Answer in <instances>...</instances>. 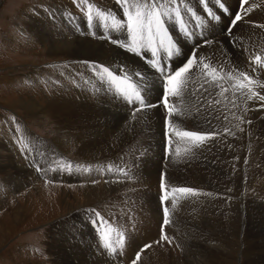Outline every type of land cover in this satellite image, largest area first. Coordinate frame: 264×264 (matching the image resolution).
Segmentation results:
<instances>
[{
	"label": "rangeland",
	"instance_id": "rangeland-1",
	"mask_svg": "<svg viewBox=\"0 0 264 264\" xmlns=\"http://www.w3.org/2000/svg\"><path fill=\"white\" fill-rule=\"evenodd\" d=\"M58 1L60 2V0H0V145L2 146L0 149V151L2 152V155H0V264H54V262L59 263V264H64V263L65 264H87L86 263L87 260H88L87 261L88 264H102L103 262H104L103 264H131V260L134 259L135 257V251L139 249L138 247L142 246L145 243H152L160 239L163 212L160 207L158 195H160V187H159L160 179L159 178L162 172L167 174L166 182H167V185L169 186L168 187L169 191H171L173 187L175 188L177 185L184 186L185 184L187 186L192 185L195 187L204 188L206 189V191L204 192L198 191V195H196V197L193 196V199L187 196L181 195L179 192L178 193L181 196L176 195L179 199L175 197V195L173 196V200L178 202L176 203V205L178 204V206H176L175 208L172 207L173 209L172 214L171 216H169L171 223L164 229L167 235L171 238L172 243L171 244L167 242H162L160 244L153 243L151 248L147 249L145 252L141 254V259L138 262V264H156V263L157 264H169L171 263V261H174L172 256L174 257L177 256L176 255L178 252L176 249L177 240L179 238H182V235L179 229L183 228L182 230H187V228L192 227V229L197 228L196 230L198 231L202 230L201 227H197L192 222V218H197L196 217L197 214L194 213L196 211V208L197 210H200L201 208H203L202 205H204L207 202L213 201L214 199L217 201L214 204L219 203V205H221L222 207H225L226 202H227L226 201L227 196L230 198L231 202L235 204L238 203V200H237L239 199L238 197H240V199L246 198L245 216L247 217V220L249 221V228L247 225H246L247 229L245 226L241 228L242 218H243L242 214L244 213V208L241 204H237L236 209H235L236 215L234 216V219L237 223V227L235 226V230L233 231V234H231V241L237 242L238 244L231 245L233 246L232 252H233L234 257L229 258L226 261V264H244L245 263L246 255L249 254L248 253V243L246 242L247 237H250V238L252 237L251 241L254 247V250L250 251V256L254 255L257 263L260 262L261 264H264V258H263L264 256L257 257L255 255L257 253L264 252V239L261 237V235H263L261 233H264V220H263L264 219V216H263L264 215V210H263L264 209V196H263L264 195L263 193L264 184H261V183H264V167H263L264 166V152H263L264 151V146H263L264 145V130H263L264 129V124H263L264 109L257 110L259 108V104L262 102H259L255 99L253 101L245 100L246 106L252 110L247 112L244 118L245 120L251 119L252 124L249 125L247 123H240L239 121L235 120L231 116L232 112H235L237 116L241 115L240 111H238L237 109L231 108V105H229V101L232 99V85L235 83V81L227 79V73L229 71H232L233 74H235L237 68L241 70H245V71L249 70L248 57L250 55L262 56L261 63H264V52H263L264 51V28L257 27L259 28V31H256L253 29L254 26H252L253 24L254 25H264V16H263L264 15V11H263L264 10V0H248V4L245 5V8H250V11L247 13V15L244 16V20H242L241 23L238 22L237 27L233 29V32H235L234 33L235 36L240 38L241 40V42L239 43L240 45L237 44L236 46H233L232 44H230L229 38L225 34L222 38L215 40V41H219L220 42L219 44L213 43L212 45L203 48L202 51L201 50L198 51L200 56L211 58V59L205 60V62L209 63L210 66L217 67L218 70H220L222 66V71L220 72L222 75V78L219 81V83L223 84L225 87L229 89L228 92L225 93L226 98L225 97L219 98V96H216V92L219 91L215 86L216 82H212L213 86L209 89L208 92H204L202 90V95H201V96H204L205 99L211 100L213 102H215L216 99L217 100L221 99L219 104L216 103L219 108H217L216 106V108L214 107V109L204 108L206 109L205 111H199V112L194 111L193 104H191V100H196L199 98L197 89H200L201 86H198V84L191 87L190 94L188 95L187 98H180V101L177 100V98L175 97H173L172 99V101L173 100L178 101L176 102L177 104L175 103L176 111L177 109L181 111L182 110L181 108H183L182 112L183 113L185 112L184 119L182 121V124L180 125L188 126V130H193V129L196 130L195 128H197L198 125H200V127L201 126L207 127L208 120L211 119L213 127L220 129L224 126H227L231 128L232 131L235 132V136L221 135L215 138L214 140L208 141L207 142L208 144L201 145L199 147L200 149L197 147L195 148L193 147L192 148L193 153L187 154V155H186L187 149L191 145L184 144L183 146L178 147V151L175 150L173 153V156H171L168 160H167V155H166V143L164 141V120L166 116V109L163 106L151 108L147 110L146 114L138 113L137 118L133 120V118L130 117L132 113V106H130L127 103V98L118 94L116 86L112 83L107 82L108 79L106 76H105V82L102 83L100 81L99 75L95 73L89 65L85 64L86 61L91 60L89 62L96 61V63L97 64L99 63L98 65L100 66H104L103 64L109 65L108 63H111L112 64V65L110 64L111 67L119 68L122 65H124L126 70L130 71L128 72V74L133 73L136 75L137 73H141L142 76L140 77L136 76V77L138 78V80L143 82V86H141L142 92L147 96L149 101H156V100H159V96L162 90V86L158 89L156 87V84L159 81H161L162 83V75L160 74V72H158L156 68L150 66L149 63L147 62L148 59L152 58L151 52L142 50V55H136L130 51H126L123 47H119L116 45V46H110L111 48L106 47V46H96V48L93 47L92 48L93 50L91 51H88L85 53L79 52L78 55H72V56H68L67 54H63V53H55L52 49H50V46H51V44L49 45L50 41L42 42L39 38V34H37L38 30L34 31V28L35 27L38 28L40 25V24L38 25L40 20L36 17L38 16L36 14L38 13L41 14L43 12L42 16H48V14L45 13L46 10L52 11L51 13L52 16L50 18L53 19L52 17H54V19H57L53 22L62 27L67 28L68 32L71 33V37H73L74 39L76 37L74 34L76 33L77 30H80V31H83L84 33H87L88 34L87 36L91 37V40L94 39L93 41H95L96 43L106 45V43L104 42V39H101L99 37L90 36L93 31L91 30L92 27L89 28L90 23L87 19L88 16L86 14L84 15V19H85L84 22H81L79 20V16L76 15L77 13L75 9L70 6L71 2L64 1V2L59 3ZM198 1L200 4V10H195L191 8L192 12H187L184 10L183 7L181 8V16L185 14V12H186V15L189 16L188 28L190 29L191 33H194V36L189 37L185 35V33L180 27V23L177 22L176 20L173 22V24L177 25L175 26L174 33H175L176 39L180 46V53L174 54L176 59H178L179 57H182L187 52L182 47L184 43L196 41L202 36L203 37L206 36V34L211 31L212 24L204 23L205 20L214 21L211 19L208 13V9L210 8H208V5L207 7L202 5L200 3V0ZM221 2L224 3V1L222 0ZM86 3L90 7H95L99 11L95 13H98L102 16H106L103 14V11H102V9H104L106 12H108L107 13L108 15H112V16L117 15L118 19L120 17L121 20H124L123 13L121 12L120 7L116 6V2L113 0H86ZM93 3L95 4V6ZM177 3H179L178 0H177ZM209 3L212 4L211 11L220 17L221 15L220 12L223 10L220 9L219 5L216 3V0L215 2L213 0H209ZM98 4H101V5H98ZM206 8H207V11L205 12L204 9ZM216 8L220 10L219 13L216 12ZM260 10L261 12H257ZM236 11L237 13L243 14V9H241V0L239 1V5L237 9L235 10V12L233 11L232 13H236ZM254 11L255 13H253ZM193 12L195 14H198L200 18L199 20H197L196 17L193 16ZM256 13H258L259 16ZM61 14H64V16L61 17ZM205 14L209 16L210 18H206L204 16ZM229 14H230V11L228 15ZM80 16H83V14H80ZM49 19H46L45 22ZM98 20H99V25L97 24L98 28L96 30V33H102V34H105V35H108L114 38L115 40L126 41L127 43H131V39L128 36V33L122 36L121 35L122 30L113 29L112 27L113 21H110L107 19H98ZM246 20H249V22ZM182 22L184 23V25L186 24L185 21L182 20ZM214 22H215L214 27L222 28L223 32L226 33L230 22H227L226 24L225 19H219V21H214ZM92 24H93V21L91 20V25ZM197 24H200L201 27L198 28ZM39 30L41 31V28ZM72 31L75 37L72 36ZM244 31H246L245 34L243 33ZM143 35H146V33ZM247 37L250 39V41ZM121 38H124V39H121ZM145 39L147 40V37H145ZM143 41L146 42L145 40H141V42L138 40V45L140 43H144ZM247 41L248 43H246ZM223 46H226V47H223ZM243 48L244 49L249 48L248 52L243 51ZM111 49H113V51H109ZM117 51L121 53L119 54ZM100 52L101 53L104 52V53L101 54ZM121 55L123 58L120 57ZM91 56L92 57L94 56L93 57L94 59L91 58ZM102 57L105 58V60H103ZM86 59H89V60H86ZM118 59L120 61H118ZM157 59L160 62L161 61L163 62L165 60L164 54L162 53L161 56H157ZM114 60L115 62H113ZM78 64L83 67L82 69L84 70L85 75L78 74L79 73V69L77 68ZM86 66H89V67H86ZM85 68H86V71H85ZM42 76H43V79H42ZM62 76L63 77L68 76L67 78L71 80V83L73 85H76L79 87L85 86L83 89L78 88L79 90L83 92L85 88L88 87L86 84L87 80L91 81L92 85L95 87L97 92L100 93V99H101V100L99 99V101L97 100L96 102L97 105L91 104V107L90 105L86 106L87 109L92 112L90 117L89 116L87 117L86 115H84L79 110L77 104L73 103V101L69 99V101L66 103L67 105L65 106V110H66L65 119L66 120L70 119V121H74V119H79V120L88 119L90 121L92 120L97 126H100V127H106L112 122L113 124H116L117 126L115 129L116 131L118 130L117 141L120 142L121 140L126 139L121 149L122 150L124 149L123 151L128 150L129 152L127 151L126 154L123 153V157L121 158V163L120 165L118 164L119 166L118 165L112 166L110 163H107V160L106 161L104 160V157L99 158V159H87L86 160V161H89L90 164H93L95 162L98 163L100 160L101 161L100 163L102 164V166L105 165L103 169L106 171H111L115 175L114 176L115 178L113 177L112 179H110L109 182H106L107 185L110 187L109 191H107L108 200L106 202L103 196V199L98 201L97 203L95 202V200H93L94 203L92 202L91 205L89 204L88 206H86L88 199L85 194V189L86 187L90 188V182L84 179L78 180V182H70L76 179L70 180L68 177L67 179H64V180H70L69 182L61 181L73 187H69L67 185H60L59 180L53 181V182H56V184L47 183L45 178H44V181L42 179L38 183L31 182L32 181L31 176L29 175L31 173L30 171L32 170L34 171L35 167H38V168H43L44 172H47L48 168L45 166L43 161H48L50 164V162L53 161L52 154H53V157L56 158L57 160L56 163L58 164V167L61 170H66L65 164H64L65 161L63 162V161L58 160L57 155L64 156V158L67 160L66 162L72 161L73 159L74 160L78 159L77 155H75L76 151L73 150L71 146L65 147L61 143L63 139L58 138L60 136L61 130L57 128V124L55 123L57 116L53 112L54 106L50 104L47 100V98L53 99V95L56 93L57 80L62 79L63 78ZM121 76L124 79L125 72H123ZM67 78L65 80H67ZM255 78H258L261 82H264V69H258ZM65 80L63 79L62 81L63 86H65ZM72 80L74 82L79 81V83H73ZM53 81L55 83H53ZM131 84L133 85V83ZM205 87H207V85H205ZM258 89L260 88H257L255 90L259 91ZM260 92L264 94V89H260ZM191 94H195V95H191ZM45 100L47 101V103ZM88 101L90 104L89 99ZM161 102L162 101L156 104L161 105ZM45 103H46V106H45ZM184 103L185 104L187 103V104L185 105ZM114 105H116L118 108L116 106L114 107ZM225 105H227V107H225ZM37 106H42V107L39 108ZM185 106L187 107V109L185 108ZM80 107H83V106H80ZM86 107H83V108H86ZM99 108L101 109V111L98 110ZM219 109L223 113H221ZM171 110H172V106H171ZM200 112L201 114H199ZM93 114H95L99 120ZM185 114H187V116ZM225 115H228L229 117L228 120H224ZM216 116L220 117L218 121L216 120ZM197 119H200L201 121ZM117 122L119 123L122 122V123L119 124ZM236 124H240V127L243 128L244 131L241 132L237 130L235 127H233ZM25 125H27L29 129L33 131L26 128ZM192 125H193V129H191ZM137 127L138 128L140 127V128L138 129ZM129 129H131V131ZM27 130H29V132L31 133L33 132V134L35 133L34 135H36V133L38 134L36 135V137L38 138L37 139L38 141L32 142V145H31L33 152L32 154H28V155L26 151L30 149V147L23 137V135H25ZM17 131L21 134L18 135ZM128 134L130 137L128 136ZM14 135L16 136L18 135L16 140L18 141V145L20 147L19 148L17 144L15 143L16 147L18 148V151H15V152L9 150L6 147V145L8 144V141L14 138ZM126 136L128 137L126 138ZM109 139L112 141L111 137H109ZM101 142L102 143L98 142L96 144L98 151H94V152L97 153L98 155H95V157L104 155L103 154L104 149L107 148V146L109 145V143L105 140ZM177 143H181V141H177ZM220 143L223 145H221ZM3 145L5 146V148L3 147ZM25 145H27V147H25ZM59 149L63 150L65 154L64 153L61 154ZM201 151H203L202 154H201ZM206 151L208 153H213L212 164L210 163L209 160H206V159L198 160V164H197L196 171H195L193 159H196V157L199 158L205 153L207 154ZM232 154H234L235 156ZM253 154L255 156H253ZM174 155L175 156L177 155V156L175 157ZM194 155L195 157H193ZM222 155L225 156L227 160L232 162V166H230L231 168L227 166L223 168V161H222L223 156ZM131 158L133 160H130ZM120 167H123L125 170L128 171L129 175L132 177L131 180L127 179L126 177H124L125 178L124 179L123 175H121L122 177L120 176ZM202 167L209 168V170L205 171L207 173L203 172L201 173V176H199L197 172ZM17 170H20V171L22 170L23 172L26 173L27 177H25V179L27 180L28 183L24 184V187L22 185L21 188L18 187L17 190H15L16 185H14L12 188H9V186L13 182L11 175ZM224 170L229 171L230 173L229 182L231 185H230L229 190H227L225 184L223 183L221 179L222 173L225 172ZM36 172L43 173V171H36ZM149 172L152 174L150 175ZM250 174L252 177L251 180H249ZM212 176H214V178H212ZM234 177H236L237 179ZM255 177H261L263 180L258 186H255L254 184L253 180ZM116 181H119V182H116ZM120 182L122 183L120 184ZM70 183H75V185H72ZM172 183H176V184H172ZM80 184H83V185H80ZM157 185L158 187H156ZM216 185L218 186V188ZM55 187L57 189H55ZM116 187H119V188H116ZM209 187L212 189H210ZM10 189H14V190L11 191ZM46 189L47 191H45ZM113 189L115 190L113 193H111ZM247 190H251V191H248L249 200H250L249 202L247 198ZM102 191H103L102 195H104V190L102 189ZM260 192L262 193L260 194ZM204 193H211L212 196L205 195ZM43 195H46L47 197L43 198ZM78 196L80 199L78 198ZM217 198L225 199V201L219 202ZM81 199H83V201H81ZM109 199L110 200L112 199L111 200L112 202ZM169 205L171 206V202H169ZM183 205L185 208L183 207ZM71 206L72 207L76 206V208H78V206L79 207L86 206L84 208L85 212L83 210L80 214V211L83 208H78L75 211L77 216H75L74 218H71L72 221L70 223L65 224L64 226H61L60 224L51 226L52 224L50 223L53 221V219H55L56 217H59V213H62V215H65V214L67 215L69 213V211L67 210H70V208H72ZM95 206L99 210L105 212V214L107 215V218H109L110 221L114 222L117 228L119 229L121 228L120 229L121 231L124 230L122 232L124 233L126 237V243L124 244V247L122 249L123 250L122 255H119V254L112 255L111 251H109L107 248H105L102 245V239L97 238L96 232L93 229V224L90 222L92 217L89 211L90 209H96L94 208ZM170 206H169V209H171ZM210 208L211 207H209V209ZM238 209H240V211H238ZM132 210H135V212ZM175 210H177L178 212ZM207 210L208 209H206L204 212H206ZM75 212H73V214ZM118 212L121 214H119ZM217 212L219 211L217 210L215 213L210 211V213L213 216L216 215ZM190 213H191V216H190ZM181 217L184 220L180 219ZM219 219L220 217L216 216L213 219V221L205 223V227L209 229V231L211 232V237L212 236L215 237V235L217 234L216 229L213 230L212 228H215V226L218 223L217 221H219ZM179 225L183 227L181 228V226ZM238 229H239V233L237 232ZM240 229H241V232H240ZM257 234H259L260 241L258 244H254L253 239H254V236ZM238 237H239V240H238ZM53 240H56V242L51 244L50 242H52ZM225 240L228 241V238ZM241 240H242V245H240ZM111 244L114 247H116L114 243H111ZM55 246H56V250H59L58 251L59 259L58 257H55ZM182 247H183L182 255L180 256L181 261L182 260L185 261L186 259L188 260L190 258V257L189 258L185 257L186 254L196 257V256H202V254L204 253V250L202 253L201 248L193 247L191 242L187 245L182 244ZM260 249L261 250L263 249V250L261 251ZM221 251L223 252L222 249ZM221 251H217V252L220 253ZM111 257H114V258H111ZM68 260H70L71 262H69ZM114 261H116V263H114ZM223 264H225V262Z\"/></svg>",
	"mask_w": 264,
	"mask_h": 264
},
{
	"label": "bare ground",
	"instance_id": "bare-ground-1",
	"mask_svg": "<svg viewBox=\"0 0 264 264\" xmlns=\"http://www.w3.org/2000/svg\"><path fill=\"white\" fill-rule=\"evenodd\" d=\"M64 1H67V2H71L70 3V6L72 7V8H74L75 9V11H76V15L77 16H79V20L81 21V22H84V15L86 14L87 16H89V15H91L92 16V21L94 22V21H96V23L99 25V20L98 19H107V20H110V21H113V17H115V16H112V15H108L107 13L108 12H106L104 9H102V11H103V14L104 15H106V16H102V15H100V14H98V13H95V12H99L95 7H90L87 3H84V4H82V5H80L79 7L77 6V4H79V0H77V4H74L73 2H72V0H60V2H64ZM222 1H224V3H225V5H226V7L229 9V11H230V14L228 15V14H226L224 11H221L220 12V10L218 9V8H216V12H220V19H225L226 20V24H227V20H229V18L231 17V15H232V12L234 11L235 12V10L237 9V7H238V5H239V1L240 0H222ZM59 2V1H58ZM59 2V3H60ZM63 4V3H62ZM94 4V3H93ZM97 4V3H96ZM186 4H187V6L189 7V8H192V9H195V10H200V4H199V1L198 0H186ZM259 4V3H258ZM258 4H257V6H258ZM98 5H101V4H98ZM94 6H95V4H94ZM256 6V7H257ZM64 7V6H63ZM105 7V6H104ZM110 7V6H109ZM61 8V7H60ZM259 8V7H258ZM262 9V8H261ZM43 10V9H42ZM263 10V9H262ZM205 11V10H204ZM264 11V10H263ZM200 12V11H199ZM206 12V11H205ZM257 12H261V10L260 11H257ZM45 13L46 14H48V16H42L43 15V12L40 14V13H38V14H36V15H38V16H36L39 20H40V22L38 23V25H39V27L38 28H34V31H37L38 30V32H37V34H39V38H40V40L42 41V42H48V41H50L49 42V45L51 44V46H50V49H52L55 53H63V54H67L68 56H72V55H78L79 54V52H81V53H85V52H88V51H91V50H93L92 48L93 47H95L96 48V46H106V47H110V46H116L115 44H112L111 42H110V40L109 39H107V38H103V37H110V36H108V35H105V34H102V33H96L95 32V35H90V36H92V37H99V38H101V39H104V42L106 43V45L105 44H98V43H96L95 41H93V40H91V37H89V36H87L88 34L87 33H84L83 31H80V30H77L76 31V33L73 35V31H72V36H74L75 37V39L73 38V37H71V33H69L68 32V30H67V28H65V27H62V26H60V25H58V24H56V23H54L53 21H55V20H57V19H51L50 17L52 16V11L50 10H46L45 11ZM236 13H237V11H236ZM253 13H255V11L253 12ZM80 14H83V16H80ZM182 14H183V12H182ZM185 14H186V12H185ZM257 15H258V13H256ZM260 15H261V13H260ZM29 16V15H28ZM64 16V14H61V17H63ZM206 18H210L209 16H207L206 14L204 15ZM259 16V15H258ZM264 16V15H263ZM55 17H57V16H55ZM60 17V18H61ZM32 18V17H31ZM50 18V19H49ZM262 18V17H261ZM30 19V18H29ZM46 19H49V20H47L46 22H45V20ZM253 19V18H252ZM119 20H121L120 19V17H119ZM246 21H248L249 22V20H246ZM114 22V21H113ZM41 23H42V25H41ZM191 23V22H190ZM204 23H210V24H212V28H211V31L209 32V33H207L206 34V36H204V38H208V39H210V37H215L214 38V40H218V39H220V38H222L224 35H225V32H223V29L222 28H219V27H214V24H215V22L214 21H210V20H205L204 21ZM241 23V22H240ZM243 23V22H242ZM251 26V25H250ZM240 27V26H239ZM242 27H244V26H242ZM41 28V31L39 30ZM177 28V27H176ZM244 29V28H243ZM253 29L254 30H256V31H259V28H257V27H253ZM179 30H181V29H179ZM237 30V29H236ZM242 32V31H241ZM240 32V33H241ZM245 32L246 31H244L243 33L245 34ZM235 33V32H234ZM248 33V32H247ZM32 34V33H31ZM78 34V35H77ZM127 33L126 32H124V31H121V35L123 36V35H126ZM53 35V36H52ZM247 35V34H246ZM54 36H55V38H54ZM241 36V35H240ZM253 36H254V34H253ZM244 37V36H243ZM246 37V36H245ZM257 37V36H256ZM248 38V37H247ZM111 39H114V38H112L111 37ZM249 39V38H248ZM115 40V39H114ZM225 40V39H224ZM244 40V39H243ZM256 40V39H255ZM260 40V39H259ZM97 41V40H96ZM245 41V40H244ZM249 41H250V39H249ZM103 42V43H104ZM141 42V41H140ZM144 42V41H143ZM199 42H200V38L198 39V40H196V41H191V42H187V43H184L183 44V48L186 50V51H189L192 47H195V46H197V48L199 49V50H203V48H205V46H202V45H200L199 44ZM257 42V41H256ZM244 43V42H243ZM246 43H248V41L246 42ZM48 44V43H47ZM253 44V43H252ZM222 45V44H221ZM240 45V44H239ZM257 45V44H256ZM262 45V44H261ZM260 45V46H261ZM223 47H226V46H223ZM241 47V46H240ZM246 47H247V45H246ZM251 47V46H250ZM94 48V49H95ZM101 48V47H100ZM99 48V49H100ZM111 48V47H110ZM112 48H114V47H112ZM119 48V47H118ZM242 48V47H241ZM253 48V47H252ZM251 48V49H252ZM108 49V48H107ZM106 49V50H107ZM240 49V48H239ZM244 49V48H243ZM249 49V48H248ZM105 50V49H104ZM118 50V49H117ZM261 50V49H260ZM38 51V50H37ZM36 51V52H37ZM100 51V50H99ZM109 51H113V49H111V50H109ZM94 52V51H93ZM105 52V51H104ZM104 52H102V53H104ZM118 52V51H117ZM215 52V51H214ZM248 52V51H247ZM264 52V51H263ZM91 53V52H90ZM101 53V52H100ZM101 53V54H102ZM116 53V52H115ZM119 54L121 53V52H118ZM217 53V52H216ZM226 53V52H225ZM238 53V52H237ZM260 53V52H259ZM96 54V53H95ZM99 54V53H98ZM107 54H109V53H107ZM251 54V53H250ZM92 55H94V54H92ZM100 55V54H99ZM114 55V54H113ZM228 55H230V54H228ZM105 56V55H104ZM110 56H112V55H110ZM118 56V55H117ZM238 56V55H237ZM236 56V57H237ZM249 56V55H248ZM61 57V56H60ZM80 57V56H79ZM83 57V56H82ZM94 57V56H93ZM92 56H91V58H93ZM96 57H97V55H96ZM101 57V56H100ZM109 57V56H108ZM120 57H122V55L120 56ZM55 58V57H54ZM81 58V57H80ZM103 58V57H102ZM123 58V57H122ZM126 58V57H125ZM233 58V57H232ZM94 59V58H93ZM120 59V58H119ZM118 59V61H120ZM128 59V58H127ZM131 59V58H130ZM129 59V60H130ZM70 60H71V58H70ZM75 60V59H74ZM73 60V61H74ZM83 60V59H82ZM86 60H89V59H86ZM103 60H105V58H103ZM66 61V60H65ZM76 61V60H75ZM89 61H91V60H89ZM117 61V60H116ZM133 61V60H132ZM131 61V62H132ZM235 61V60H234ZM96 62V61H95ZM113 62H115V60L113 61ZM130 62V61H129ZM224 62V61H223ZM69 63H70V61H69ZM75 63V62H74ZM84 63V62H83ZM117 63V62H116ZM122 63V62H121ZM221 63H222V61H221ZM99 64V63H98ZM109 65L108 66H111L112 64L111 63H108ZM111 64V65H110ZM225 64V63H224ZM85 65V64H84ZM134 65V64H133ZM121 66V65H120ZM66 67H68V66H66ZM65 67V68H66ZM86 67H89V66H86ZM39 68H41V67H39ZM43 68V67H42ZM64 68V69H65ZM77 68L79 69V73L78 74H81V75H85V72H84V70L82 69L83 67L82 66H80L79 64L77 65ZM47 69V68H46ZM63 69V70H64ZM67 69V68H66ZM65 69V70H66ZM72 70V69H71ZM74 71V70H73ZM78 71V70H77ZM85 71H86V68H85ZM88 71V70H87ZM68 72V71H67ZM71 72V71H70ZM64 74V73H63ZM65 74H66V72H65ZM87 74V73H86ZM67 75H69V74H67ZM71 76V75H70ZM78 76H80V75H78ZM63 77V76H62ZM68 77V76H67ZM67 77H63L62 79H59V80H57V86H56V93L53 95V99H50V98H47V100H48V102L50 103V104H52L53 106H54V110H53V112H54V114L57 116V119H56V124H57V128L58 129H60L61 130V133H60V136L58 137L59 139H63L62 140V144L66 147V146H71L72 148H73V150H75L76 151V154L75 155H77V157H78V159H76V160H72V161H68V162H66L67 160L64 158V156H62V155H57V159L58 160H60V161H65V169L67 170H61L59 167H58V164L56 163L57 162V160H56V158H54L53 157V161L51 162L52 164H49V162L48 161H43L44 162V164H45V166L48 168V169H50V168H55V169H57L56 171H50V170H47V172H44L45 174H49L50 175V177H51V175H53V177H55V178H63V179H67L68 177H69V179L70 180H73V179H76V180H82V179H84V180H87V181H89L90 182V184H92V185H90V188H87L86 187V189H85V194H86V197H87V199H88V202H87V205L86 206H88L89 204L91 205V203L93 202L94 203V201L93 200H95V202L97 203L98 201H100V200H102L103 199V196H104V200H105V202L108 200L107 198H108V194H107V191H109V186L107 185V183L106 182H109L110 181V179H112L115 175L111 172V171H106V170H104L103 169V167L105 166V165H103L102 166V164L100 163L101 161L99 160V162L98 163H93V164H90V162L89 161H86L87 159H99V158H103L104 157V160L106 161L107 160V163H110L112 166H116V165H120V163H121V158L123 157V153H125L126 154V152L128 151V150H126V151H123L121 148H122V145L124 144V142L126 141V139H124V140H121L120 142L119 141H117V136H118V130L116 131L115 129H116V124H113L112 122H111V124H109V125H107L106 127H100V126H97L92 120L90 121V120H88V119H84V120H79V119H74V121H70V119L69 120H66L65 119V114H66V110H65V106L67 105L66 103L69 101V99H71L72 101H73V103H75V104H77V106H78V108H79V110L84 114V115H86L87 117L89 116L90 117V115L92 114V112L90 111V110H88L87 109V107L86 106H89L90 105V107H91V104H96V102H97V100L99 101V99H100V93L99 92H97V90L95 89V87L92 85V82L91 81H89V80H87V88H85V90H84V92L83 91H81V90H79L78 88H84L85 86H83V87H79V86H76V85H73L72 83H71V80H69V78H67ZM94 77V76H93ZM54 78V77H53ZM67 78V80H65ZM42 79H43V76H42ZM49 79V78H48ZM48 79H46V80H48ZM63 79L65 80V86H63V84H62V81H63ZM73 81V80H72ZM52 83V82H51ZM53 83H55L54 81H53ZM73 83H79V81L78 82H74L73 81ZM162 86V83H161V81H159L157 84H156V87L159 89L160 87ZM41 88V87H40ZM53 88V87H52ZM259 91H260V89H258ZM50 91V90H49ZM55 92V91H54ZM53 92V93H54ZM90 94V95H89ZM217 96V95H216ZM215 96V97H216ZM43 98V97H42ZM217 98V97H216ZM220 98V97H219ZM88 99L90 100V104H89V101H88ZM101 100V99H100ZM217 100V99H216ZM221 100V99H220ZM46 101V100H45ZM76 101H77V103H76ZM179 101H180V99H179ZM178 102V101H177ZM228 102V101H227ZM46 103H47V101H46ZM46 103H45V106H46ZM108 103V102H107ZM113 103V102H112ZM181 103V102H180ZM180 103H178V104H180ZM49 104V105H50ZM177 104V103H176ZM185 104V103H184ZM187 104V103H186ZM185 104V105H186ZM48 105V106H49ZM97 105V104H96ZM106 105H108V104H106ZM182 105V104H181ZM180 105V106H181ZM230 105V104H229ZM80 106H83V107H86V108H83V107H80ZM94 106V105H93ZM116 105H114V107H115ZM37 107H39V108H41L42 106H37ZM51 107V106H50ZM70 107H71V105H70ZM75 107H76V105H75ZM117 107V106H116ZM183 107V106H182ZM223 107V106H222ZM221 107V108H222ZM118 108V107H117ZM185 108L187 109V107L185 106ZM216 108V107H215ZM217 108H219L218 106H217ZM67 109H68V107H67ZM77 109V108H76ZM114 109V108H113ZM182 110H183V108H181ZM227 109V108H226ZM254 109V108H253ZM40 110V109H39ZM71 110V109H70ZM74 110V109H73ZM99 111H101V109L99 108L98 109ZM111 110V109H110ZM178 110V109H177ZM181 110V111H182ZM252 110V109H251ZM41 111V110H40ZM72 111V110H71ZM77 111V110H76ZM117 111V110H116ZM185 111V110H184ZM219 111H220V109H219ZM222 111H223V109H222ZM44 112V111H43ZM48 112V111H47ZM70 112V111H69ZM96 112V111H95ZM221 112V111H220ZM219 112V113H220ZM249 112V111H248ZM40 113V112H39ZM75 113V112H74ZM185 113V112H184ZM190 113H192V112H190ZM189 113V114H190ZM204 113V112H203ZM216 113V112H215ZM221 113H223V112H221ZM98 114H99V112H98ZM101 114V113H100ZM188 114V115H189ZM195 114H197V113H195ZM194 114V115H195ZM199 114H201V112L199 113ZM206 114V113H205ZM204 114V115H205ZM228 114V113H227ZM241 114V113H240ZM69 115H70V113H69ZM77 115V114H76ZM82 115V114H81ZM93 115H95V114H93ZM110 115V114H109ZM186 116H187V114H185ZM192 115V114H191ZM215 115V114H214ZM214 115H212V116H214ZM52 116V115H51ZM115 116H116V114H115ZM129 116V115H128ZM185 116V117H186ZM211 116V117H212ZM68 117V116H67ZM77 117V116H76ZM85 117V116H84ZM95 117H96V115H95ZM100 117H102V116H100ZM118 117V116H117ZM131 117V116H130ZM198 117V116H197ZM199 117H201V116H199ZM216 117H218V116H216ZM73 118V117H72ZM93 118V117H92ZM97 118V117H96ZM129 118V117H128ZM194 118V117H193ZM192 118V119H193ZM207 118V117H206ZM251 118V117H250ZM83 119V118H82ZM98 119V118H97ZM97 119H95V120H97ZM105 119H106V117H105ZM116 119V118H115ZM121 119V118H120ZM120 119H119V121H120ZM123 119H124V117H123ZM201 119H203V118H201ZM205 119V118H204ZM208 119V118H207ZM99 120V119H98ZM112 120V119H111ZM127 120V119H126ZM133 120H135V119H133ZM132 120V121H133ZM197 120H200V119H197ZM217 120V119H216ZM260 120V119H259ZM114 121V120H113ZM128 121V120H127ZM131 121V120H130ZM140 121H142V120H140ZM144 121V120H143ZM191 121V120H190ZM201 121V120H200ZM214 121V120H213ZM218 121V120H217ZM256 121V120H255ZM264 121V120H263ZM98 122V121H97ZM259 122V121H258ZM107 123V122H106ZM117 123H119V122H117ZM122 123V122H121ZM121 123H119V124H121ZM215 123V122H214ZM221 123V122H220ZM225 123V122H224ZM263 124H264V122H263ZM99 125V124H98ZM134 125V124H133ZM136 125V124H135ZM141 125V124H140ZM189 125V124H188ZM208 125V124H207ZM102 126V125H101ZM120 126V125H119ZM122 126V125H121ZM125 126V125H124ZM186 126V125H185ZM195 126V125H194ZM200 126V125H199ZM256 126V125H255ZM258 126V125H257ZM136 127V126H135ZM134 127V128H135ZM192 127V128H191ZM190 128L191 129H193V125L191 126ZM202 127V126H201ZM251 127H252V125H251ZM56 128V127H55ZM138 128V127H137ZM140 128V127H139ZM138 128V129H139ZM121 129V128H120ZM195 129H197V128H195ZM262 129V128H261ZM130 131H131V129H129ZM128 130V131H129ZM134 130V129H133ZM145 130V129H144ZM194 130V129H193ZM264 130V129H263ZM6 131V130H5ZM59 131V130H58ZM129 131V132H130ZM142 131V130H141ZM260 131V130H259ZM128 132V133H129ZM144 132V131H143ZM252 132V131H251ZM261 132V131H260ZM9 133V132H8ZM120 133V132H119ZM131 133V132H130ZM249 133V132H248ZM24 134V133H23ZM35 134V133H34ZM33 134V132L31 133V132H29V130H27V132L25 133V135H23V137H24V139H25V141L27 142V144H29V147H30V149H28L27 151H26V153H27V155L28 154H32V152H33V150H32V148H31V145H32V142H36V141H38L37 139V137H36V135H34ZM260 134V133H259ZM262 134V133H261ZM123 135V134H122ZM134 135H136V134H134ZM142 135V134H141ZM128 136H129V134H128ZM128 136H126V138L128 137ZM109 137H111V139H112V141L109 139ZM130 137V136H129ZM225 137V136H224ZM227 137V136H226ZM52 138V137H51ZM124 138V137H123ZM135 138V137H134ZM229 138V137H228ZM246 138V137H245ZM48 139V138H47ZM50 139V138H49ZM132 139V138H131ZM220 139H221V137H220ZM263 139V138H262ZM53 140H54V138H53ZM103 140H105V141H107L108 143H109V145L107 146V148H105L104 149V152H103V154L104 155H102V156H99V157H95V155H98L97 153H95L94 151H98V149H97V147H96V144L98 143V142H100V143H102L101 141H103ZM119 140V139H118ZM52 141V140H51ZM130 141V140H129ZM136 141V140H135ZM263 141V140H262ZM148 142V141H147ZM212 142H214V141H212ZM211 142V143H212ZM219 142H220V140H219ZM15 143L16 142H14L12 139L11 140H9L8 141V144L6 145V147L9 149V150H11V151H13V152H15V151H18V148L16 147V145H15ZM260 143V142H259ZM54 144V143H53ZM105 144V143H104ZM208 144V143H207ZM214 144V143H213ZM221 144V143H220ZM239 144V143H238ZM132 145V144H131ZM188 145H190V144H188ZM210 145V144H209ZM212 145V144H211ZM221 145H223V144H221ZM228 145V144H227ZM105 146V145H104ZM213 146H215V145H213ZM229 146V145H228ZM252 146V145H251ZM258 146V145H257ZM256 146V147H257ZM264 146V145H263ZM1 145H0V149H1ZM3 147L5 148V146L3 145ZM178 147H180V146H178ZM189 147V146H188ZM223 147V146H222ZM237 147V146H236ZM58 148V147H57ZM193 148V147H192ZM195 148V147H194ZM238 148V147H237ZM262 148V147H261ZM181 149H183V148H181ZM200 149V148H199ZM241 149V148H240ZM177 151H178V149H176ZM205 150V149H204ZM232 150H233V148H232ZM235 150H237V149H235ZM234 150V151H235ZM53 151V150H52ZM57 151V150H56ZM59 151L61 152V154H63L64 153V151L63 150H61V149H59ZM193 151V150H192ZM199 151V150H198ZM250 151V150H249ZM129 152V151H128ZM139 152V151H138ZM181 152V151H180ZM196 152V151H195ZM202 152L203 151H201V154H202ZM207 152V151H206ZM241 152V151H240ZM247 152V151H246ZM264 152V151H263ZM100 153V152H99ZM193 152H191L190 154H192ZM235 153V152H234ZM245 153V152H244ZM22 154H24V153H22ZM57 154H59V153H57ZM65 154V153H64ZM142 154V153H141ZM147 154V153H146ZM155 154V153H154ZM177 154H178V152H177ZM180 154H182V153H180ZM257 154V153H256ZM0 155H2V152L0 151ZM74 155V156H75ZM101 155V154H100ZM139 155V154H138ZM187 155V154H186ZM232 155H234V154H232ZM252 155V154H251ZM19 156V155H18ZM29 156H31V155H29ZM127 156V155H126ZM160 156V155H159ZM175 156V155H174ZM177 156V155H176ZM175 156V157H176ZM178 156H180V155H178ZM223 156V155H222ZM235 156V155H234ZM253 156H255L254 154H253ZM146 157V156H145ZM186 157V156H185ZM192 157V156H191ZM190 157V158H191ZM193 157H195V155L193 156ZM246 157V156H245ZM130 158V157H129ZM212 158H213V153H208L207 152V154L205 153L204 155H202L201 157H199V158H197L196 157V159H193V164H194V168H195V171H196V167H197V164H198V160H202V159H206V160H209L210 161V163L212 164ZM126 159V158H125ZM143 159V158H142ZM181 159H182V157H181ZM243 159H244V157H243ZM5 160V159H4ZM103 160V161H104ZM129 160V159H128ZM130 160H133L132 158L130 159ZM232 160V159H231ZM234 160V159H233ZM236 160H238V159H236ZM251 160V159H250ZM127 161V160H126ZM176 161V160H175ZM181 161V160H180ZM187 161V160H186ZM216 161V160H215ZM223 168L224 167H230V166H232V162H230L229 160H227V158L225 157V156H223ZM261 161V160H260ZM9 162H10V160H9ZM146 162H147V160H146ZM177 162V161H176ZM176 162H174V163H176ZM188 162H189V160H188ZM244 162V161H243ZM12 163V162H11ZM4 164V163H3ZM149 164V163H148ZM215 164V163H214ZM262 164V163H261ZM11 165V164H10ZM27 165V164H26ZM118 165V166H119ZM122 165V164H121ZM175 165V164H174ZM173 165V166H174ZM216 165V164H215ZM142 166V165H141ZM144 166H145V164H144ZM160 166V165H159ZM158 166V167H159ZM176 166V165H175ZM259 166V165H258ZM177 167V166H176ZM219 167H220V165H219ZM251 167V166H250ZM264 167V166H263ZM16 168V167H15ZM85 168H87L88 169V171H85L84 169ZM121 168V167H120ZM189 168H190V166H189ZM194 168H192V169H194ZM223 168H222V170H223ZM231 168V167H230ZM259 168V167H258ZM130 169V168H129ZM146 169V168H145ZM217 169V168H216ZM253 169V168H252ZM139 170V169H138ZM147 170H149V169H147ZM158 170V169H157ZM170 170V169H169ZM191 170V169H190ZM209 170V168H206V167H202L201 169H199V171L197 172L198 174H199V176H201V173H203V172H205V171H208ZM222 170H220V171H222ZM35 171V170H34ZM33 170L32 171H30L31 173L29 174L30 176H31V182H34V183H38L39 181H41L42 179L44 180V178H45V175H44V173H41V172H34ZM131 171V170H130ZM219 171V170H218ZM218 171H217V173H218ZM225 171V170H224ZM146 172V171H145ZM148 172V171H147ZM155 172V171H154ZM153 172V173H154ZM178 172V171H177ZM214 172V171H213ZM231 172V171H230ZM243 172H244V170H243ZM261 172V171H260ZM150 173V172H149ZM161 173V172H160ZM180 173V172H179ZM195 173V172H194ZM205 173H207V172H205ZM212 173V172H211ZM234 173V172H233ZM132 174V173H131ZM152 173H150V175H151ZM158 174V173H157ZM188 174H189V172H188ZM122 174H121V172H120V176H121ZM138 175V174H137ZM141 175V174H140ZM147 175V174H146ZM229 175H230V173H229V171H225V172H223L222 173V175H221V179H222V181H223V183L225 184V186H226V188H227V190H229V188H230V182H229ZM245 175V174H244ZM12 184H10V186H9V188H12L14 185H16V189L15 190H17V188L18 187H20L21 188V186L23 185V187H24V184H27L28 182H27V180L25 179V177H27V175H26V173L25 172H23L22 170L20 171V170H17L16 172H14V173H12ZM149 176V175H148ZM156 176H158V175H156ZM174 176V175H173ZM209 176H211V175H209ZM218 176V175H217ZM119 177V176H118ZM122 177V176H121ZM136 177V176H135ZM151 177V176H150ZM176 177V176H175ZM174 177V178H175ZM208 177V176H207ZM247 177V176H246ZM52 178V177H51ZM115 178V177H114ZM120 178V177H119ZM123 178H124V176H123ZM141 178V177H140ZM152 178V177H151ZM184 178V177H183ZM203 178V177H202ZM206 178V177H205ZM212 178H214V176H212ZM234 178H236V177H234ZM251 174L249 175V180H251ZM125 179V178H124ZM147 179H149V178H147ZM160 179V178H159ZM188 179V178H187ZM237 179V178H236ZM46 180V179H45ZM55 180H57V179H55ZM175 180V179H174ZM192 180H194V179H192ZM244 180V179H243ZM93 181H95V183H93ZM121 181V180H120ZM136 181V180H135ZM143 181V180H142ZM150 181V180H149ZM184 181V180H183ZM204 181V180H203ZM233 181V180H232ZM254 184H255V186H258L263 180H262V178L261 177H255L254 178ZM117 182V181H116ZM124 182V181H123ZM152 182V181H151ZM155 182H156V180H155ZM159 182V181H158ZM199 182V181H198ZM202 182V181H201ZM210 182V181H209ZM215 182V181H214ZM245 182V181H244ZM111 183V182H110ZM109 183V184H110ZM122 182H120V184H121ZM128 183V182H127ZM153 183V182H152ZM181 183V182H180ZM184 183V182H183ZM191 183V182H190ZM205 183V182H204ZM218 183V182H217ZM247 183V182H246ZM41 184V183H40ZM43 184V183H42ZM47 184V183H46ZM155 184V183H154ZM159 184V183H158ZM172 184H176V183H172ZM188 184V183H187ZM212 184H213V182H212ZM233 184V183H232ZM261 184H264V183H261ZM48 185V184H47ZM129 185V184H128ZM135 185H137V184H135ZM146 185V184H145ZM186 185V184H185ZM199 185V184H198ZM115 186V185H114ZM131 186H132V184H131ZM151 186V185H150ZM160 186V185H159ZM178 186V185H177ZM192 186V185H191ZM204 186V185H203ZM217 186V185H216ZM223 186V185H222ZM120 187V186H119ZM119 187H116V188H119ZM124 187V186H123ZM135 187V186H134ZM138 187H139V185H138ZM143 187V186H142ZM156 187H158V185L156 186ZM172 187V186H171ZM207 187V186H206ZM212 187V186H211ZM174 188V187H173ZM210 188V187H209ZM217 188H218V186H217ZM222 188H224V187H222ZM250 188V187H249ZM258 188V187H257ZM55 189H57L56 187H55ZM102 189L104 190V195H102ZM122 189V188H121ZM125 189V188H124ZM148 189H149V187H148ZM210 189H212V188H210ZM247 189V188H246ZM254 189V188H253ZM11 191H13L14 189H10ZM112 190V189H111ZM114 190L115 189H113V191L111 192V193H113L114 192ZM117 190V189H116ZM119 190V189H118ZM156 190V189H155ZM226 190V189H225ZM45 191H47V189L45 190ZM131 191V190H130ZM149 191H151V190H149ZM172 191V190H171ZM214 191V190H213ZM213 191H211V192H213ZM248 191H251V190H247V198H248V202L250 201L249 200V195H248ZM67 192V191H66ZM83 192H84V190H83ZM158 192V191H157ZM203 192V191H202ZM258 192V191H257ZM257 192H255V193H257ZM48 193V192H47ZM74 193V192H73ZM116 193V192H115ZM136 193V192H135ZM148 193H150V192H148ZM152 193V192H151ZM262 192H260V194H261ZM264 193V192H263ZM53 194V193H52ZM68 194V193H67ZM66 194V195H67ZM70 194V193H69ZM83 194V193H82ZM81 194V195H82ZM122 194V193H121ZM125 194V193H124ZM139 194H141V193H139ZM202 194V193H201ZM214 194V193H213ZM114 195V194H113ZM118 195V194H117ZM158 195V194H157ZM198 195V194H197ZM224 195V194H223ZM242 195V194H241ZM51 196V195H50ZM109 196H111V195H109ZM115 196H116V194H115ZM144 196V195H143ZM151 196V195H150ZM159 196V195H158ZM185 196V195H184ZM212 196V195H211ZM218 196V195H217ZM258 196V195H257ZM260 196V195H259ZM264 196V195H263ZM47 196L46 195H43V198H46ZM175 197H177L176 195H175ZM174 197V198H175ZM196 197V196H195ZM199 197V196H198ZM204 197V196H203ZM238 197V196H237ZM78 198H79V196H78ZM84 198V197H83ZM113 198V197H112ZM158 198V197H157ZM178 198V197H177ZM239 199H237L238 200V203L237 204H241L242 206H243V208H244V213L242 214L243 215V218H242V225H241V228L242 227H246V229H247V226H248V228H249V221L247 220V217L245 216V208H246V198H242V199H240V197H238ZM251 198H253V197H251ZM80 199V198H79ZM131 199V198H130ZM179 199V198H178ZM218 200H219V202H221V201H225V199H219V198H217ZM42 200H44V199H42ZM110 200V199H109ZM112 200V199H111ZM110 200V201H111ZM115 200V199H114ZM154 200V199H153ZM197 200V199H196ZM207 200V199H206ZM81 201H83V199H81ZM86 201V200H85ZM109 201V202H110ZM126 201V200H125ZM189 201H190V199H189ZM192 201V200H191ZM201 201H202V199H201ZM200 201V202H201ZM204 201V200H203ZM227 202H226V205H225V207H222L221 205H219V203L218 204H214V203H216L217 201L214 199L213 201H210V202H207V203H205L204 205H202L203 206V208H199L200 210H197V208H196V211L194 212V213H196L197 214V218H192V222L194 223V225H196L197 227H201L202 228V230H196V229H192V227L191 228H187V230H182L183 228V226H181V225H179V226H181V228L182 229H179L180 230V232H181V235H182V238H179L178 240H177V256L176 257H174V256H172V258L174 259V261H171V263H169V264H223L224 262H225V264H226V261L229 259V258H233L234 256H233V252H232V248H233V246H231V245H237L238 243L237 242H234V241H231V234H233V231L235 230V226L237 227V223H236V221H235V219H234V216L236 215V213H235V209H236V205L237 204H235V203H232L231 202V200H230V198L227 196V200H226ZM69 202V201H68ZM112 202V201H111ZM114 202V201H113ZM131 202V201H130ZM157 202V201H156ZM258 202V201H257ZM46 203V202H45ZM79 203H81V202H79ZM132 203V202H131ZM151 203V202H150ZM176 203H178V202H176ZM195 203V202H194ZM197 203V202H196ZM252 203V202H251ZM259 203V202H258ZM78 204V203H77ZM86 204V203H85ZM99 204V203H98ZM115 204V203H114ZM145 204V203H144ZM212 204H214V205H212ZM80 205V204H79ZM84 205V204H83ZM95 205V204H94ZM113 205V204H112ZM182 205V204H181ZM192 205V204H191ZM198 205V204H197ZM212 205V206H211ZM69 206V205H68ZM86 206H82V207H79L78 206V208H83V209H81V211H80V214H81V212L84 210V208L86 207ZM177 206H178V204H177ZM180 206V205H179ZM193 206V205H192ZM199 206H200V204H199ZM57 207V206H56ZM72 207V206H71ZM102 207V206H101ZM106 207H108V206H106ZM111 207V206H110ZM126 207V206H125ZM183 207H184V205H183ZM209 207H211L210 209H209ZM239 207V206H238ZM256 207V206H255ZM66 208V207H65ZM78 208H76V206L75 207H72V208H70V210H67V211H69V213L66 215H62V213H59V217H56L55 219H53V221L50 223V224H52L51 226H55V225H61V226H64L65 224H68V223H70L71 221H72V219L71 218H74L75 216H77L76 215V210L78 209ZM90 208H92V207H90ZM94 208H96V206L94 207ZM100 208V207H99ZM172 208V207H171ZM182 208V207H181ZM185 208V207H184ZM242 208V207H241ZM89 209V208H88ZM87 209V210H88ZM132 209V208H131ZM206 209H208L206 212H204ZM173 210V209H172ZM185 210V209H184ZM184 210H182V211H184ZM219 211V212H217L216 213V215H212L211 213H210V211H212V212H216V211ZM224 210V211H223ZM264 210V209H263ZM131 211V210H130ZM132 211H134L135 212V210H132ZM175 211H177V210H175ZM221 211H223V212H221ZM238 211H240V209H238ZM251 211V210H250ZM16 212V211H15ZM73 212H75L74 214H73ZM84 212H85V210H84ZM137 212V211H136ZM178 212V211H177ZM221 212V213H220ZM17 213H18V211H17ZM119 213V212H118ZM128 213V212H127ZM151 213V212H150ZM181 213V212H180ZM213 213V214H214ZM223 213V214H222ZM242 213V212H241ZM119 214H121V213H119ZM239 214H240V212H239ZM248 214V213H247ZM71 215V216H70ZM152 215V214H151ZM179 215V214H178ZM252 215V214H251ZM174 216V215H173ZM183 216V215H182ZM190 216H191V213H190ZM190 216H189V218H190ZM216 216H219L220 217V219H219V221H217L218 223H217V225L215 226V228H212L213 230H215L216 229V231H217V234L215 235V237H211V232L209 231V229H207L206 227H205V223H208V222H210V221H213V219L216 217ZM264 216V215H263ZM138 217H140V216H138ZM176 217V216H175ZM239 217H240V215H239ZM18 218V217H17ZM147 218V217H146ZM156 218V217H155ZM218 218V217H217ZM216 218V219H217ZM240 218V219H241ZM245 218V219H244ZM180 219H182V217L180 218ZM188 219V218H187ZM256 219V218H255ZM118 220V219H117ZM142 220V219H141ZM175 220V219H174ZM179 220V219H178ZM182 220H184V219H182ZM189 220V219H188ZM220 220H221V222H220ZM264 220V219H263ZM134 221V220H133ZM142 222V221H141ZM145 222V221H144ZM147 222V221H146ZM252 222V221H251ZM63 223V224H62ZM143 223V222H142ZM202 223V224H201ZM119 224V223H118ZM155 224V223H154ZM173 224V223H172ZM182 224V223H181ZM251 224V223H250ZM126 225V224H125ZM129 225V224H128ZM138 225V224H137ZM170 225V224H169ZM175 225V224H174ZM176 225H178V224H176ZM247 225V226H246ZM255 225V224H254ZM261 225V224H260ZM120 226V225H119ZM133 226V225H132ZM185 226V225H184ZM251 226V225H250ZM57 227V226H56ZM122 227V226H121ZM176 228V227H175ZM258 228V227H257ZM256 228V229H257ZM260 228V227H259ZM262 228V227H261ZM119 229V228H118ZM121 229V228H120ZM125 229H126V227H125ZM142 229V228H141ZM177 229V228H176ZM178 230V231H179ZM211 230V229H210ZM259 230V229H258ZM261 230V229H260ZM52 231V230H51ZM122 231H124V230H122ZM148 231V230H147ZM262 231V230H261ZM150 232V231H149ZM237 232L239 233V229L237 230ZM240 232H241V229H240ZM250 232V231H249ZM255 232V231H254ZM260 232V231H259ZM55 233V232H54ZM142 233V232H141ZM144 233V232H143ZM215 233V232H214ZM51 234V233H50ZM56 234V233H55ZM146 234H148V233H146ZM170 234V233H169ZM261 234H263V235H261V237L264 239V233H261ZM181 235H180V237H181ZM213 235V234H212ZM56 236V235H55ZM233 236V235H232ZM148 237V236H147ZM152 237V236H151ZM178 237V236H177ZM225 237V238H224ZM243 237V236H242ZM245 237V236H244ZM58 238V237H57ZM228 238V241H226L225 239H227ZM236 238V237H235ZM252 238V237H251ZM251 238L250 237H247V243H248V253L249 254H247L246 255V261H245V263L244 264H261L260 262H256V258L254 257V255H252V256H250V251H253L254 250V247H253V244H252V241H251ZM132 239V238H131ZM146 239V238H145ZM148 239V238H147ZM152 239H154V238H152ZM260 239V237H259V234H257V235H255L254 236V239H253V243L254 244H258L259 243V240ZM238 240H239V237H238ZM54 242H56V240H53L52 242H50L51 244H53ZM192 243V246L193 247H195V248H201L202 249V253H203V250H204V253L202 254V256H196V257H194V256H190V255H188V254H186V256L185 257H187V258H189L188 260L186 259L185 261H187V262H185V261H181V255H182V244H184V245H187V244H189V243ZM67 243V242H66ZM143 243V242H142ZM141 243V244H142ZM176 243V242H175ZM240 245H242V240H241V244ZM263 246V245H262ZM154 247V246H153ZM173 247H175V246H173ZM75 248V247H74ZM139 248V247H138ZM79 249V248H78ZM133 249V248H132ZM221 249L223 250V252L221 251ZM172 250V249H171ZM261 250V249H260ZM263 250V249H262ZM261 250V251H262ZM58 251L59 250H56V246H55V257H58V259H59V256H58ZM79 251V250H78ZM88 251V250H87ZM150 251V250H149ZM157 251V250H156ZM175 251V250H174ZM195 251V250H194ZM217 251H221L220 253H218ZM258 251V250H257ZM77 252V251H76ZM151 252V251H150ZM149 252V253H150ZM153 252V251H152ZM158 252V251H157ZM52 253V252H51ZM104 253V252H103ZM176 253V252H175ZM257 253V252H256ZM264 252H261V253H257V254H255L257 257L258 256H264V254H263ZM53 254V253H52ZM92 254H93V252H92ZM95 254V253H94ZM146 254V253H145ZM153 254V253H152ZM180 254V255H179ZM198 254V253H197ZM242 254V253H241ZM254 254V253H253ZM73 255H74V253H73ZM96 255V254H95ZM99 255V254H98ZM158 255V254H157ZM199 255V254H198ZM75 256H76V254H75ZM82 256V255H81ZM159 256V255H158ZM240 256V255H239ZM143 257V256H142ZM222 257V258H221ZM261 257V258H262ZM85 258V257H84ZM99 258V257H98ZM111 258H114V257H111ZM129 258V257H128ZM243 258V257H242ZM264 258V257H263ZM55 259V258H54ZM101 259V258H100ZM104 259V258H103ZM102 259V260H103ZM118 259V258H117ZM122 259V258H121ZM151 259V258H150ZM155 259V258H154ZM236 259V258H235ZM241 259V258H240ZM259 259V258H258ZM113 260V259H112ZM143 260H145V259H143ZM149 260V259H148ZM69 262H71L70 260H68ZM73 261V260H72ZM84 261V260H83ZM88 261V260H87ZM86 261V263L88 264V262ZM58 262V261H57ZM74 262V261H73ZM72 262V263H73ZM121 262V261H120ZM143 262V261H142ZM77 263H78V261H77ZM104 263V262H103ZM102 263V264H103ZM114 263H116V261H114ZM117 263H118V261H117ZM123 263V262H122ZM149 263V262H148ZM54 264H59V263H56V262H54ZM65 264V263H64ZM157 264V263H156Z\"/></svg>",
	"mask_w": 264,
	"mask_h": 264
},
{
	"label": "snow or ice",
	"instance_id": "snow-or-ice-1",
	"mask_svg": "<svg viewBox=\"0 0 264 264\" xmlns=\"http://www.w3.org/2000/svg\"><path fill=\"white\" fill-rule=\"evenodd\" d=\"M74 4H77V0H72ZM116 4L120 7L121 12L123 13L124 20H117L113 17V29L122 30L128 33V36L131 39V43H127L126 41H118L111 39V37H103L110 40L112 44H115L119 47H123L126 51H130L136 55H142L143 51L151 52V59H148L147 62L150 66L156 68L160 71L162 78L165 80L164 85V94L162 97L161 105L148 103L146 98L142 95V91L136 90V87L132 84H128L127 87H121V77L118 73L114 74L113 71H110L107 66H100L96 62L86 61L85 64L89 65L91 69L97 73L100 77V81L105 82V74H107L109 83H112L116 86L118 94L127 98V103L132 106L131 117L133 119L137 118V114H146L148 109L156 108L163 106L166 109V129L168 127V122L171 121L173 124H182L184 119V113L180 110L173 112L170 108L169 97H175L177 100L180 98H187L190 94V90L186 88V83L181 81L180 78L187 74L189 77L193 76V69L201 76L203 79V84L201 85V89L204 92H208L209 89L213 86L212 83L207 79L211 78V81L216 82L215 86L219 91L216 92V95L219 97H225V93L228 92V88L223 84L219 83L218 78L220 77L221 69L218 70L217 67H210L209 63L204 62L206 58L203 56H197L194 52L190 58L186 60L184 65L177 70L168 69L167 66H161L160 61L157 59L158 52L165 47V39L168 40V48H167V56L169 59L173 57V50L176 53H179L180 49L173 42V39L168 34V29L166 27L168 20L175 18L177 22L180 23L181 29L184 31L185 35L192 37L194 33L188 31L185 27L184 23L181 19V8L183 7L185 11L192 12V9L189 8L186 4V0H133L131 4H129V0H115ZM86 3V0H79V4L77 6ZM200 3L207 7V0H200ZM216 3L219 5L220 9H222L226 14L229 13V9L225 6L221 0H216ZM248 4V0H241V8L243 9V14L237 13L235 14L234 19L231 21V24L228 26L226 31V36L229 38V43L233 46H236L241 42L240 38L236 37L233 29H235L238 25V22L244 20V16L250 11V8H245V5ZM209 16L214 21H219L220 17L217 16L211 9H208ZM193 16L196 17L197 20L200 18L196 16L193 12ZM54 19V17H52ZM90 27L92 17L89 15L87 17ZM259 28H264V25H252ZM197 27H201L200 24H197ZM147 34V40L144 43H140L138 45V37H142L143 34ZM92 35H95V32H92ZM158 43H157V39ZM213 43L219 44V41H215L214 39L204 38L203 36L200 38L199 44L202 46H210ZM153 44H156V47H152ZM243 51L247 52L248 49H243ZM249 61V70H241L239 68L236 69V73L233 74L232 71L227 73L228 80H234L235 83L232 85V99L229 101L231 108L237 109L240 111L241 115L237 116L235 112L231 113V116L239 121L240 123L252 124L251 119L245 120V116L249 109L246 104V101H253L254 99L262 102L259 104V109H264V94L260 91H256L255 89L260 88L264 89V82H261L258 78H255L258 69H264V63H261L260 55H250L248 57ZM137 77H140L141 74L137 73ZM124 79H131V76L125 72ZM246 81V83H245ZM207 85V87H204ZM201 89H197V93L200 92ZM195 95V94H191ZM134 97V99H133ZM226 98V97H225ZM177 100L171 101V103L175 104ZM136 102H139L138 104ZM207 103L209 105L212 104L211 100H208ZM215 103L219 104L220 100H216ZM243 105V106H242ZM203 107V104L201 105ZM227 107V105H225ZM216 119H220V117H216ZM228 115L224 116V120H228ZM230 123V121H229ZM235 127L237 130L243 132L244 129L240 127V124H236ZM177 136L182 138H187L190 143V147L187 149L186 154H190L192 152V147L199 148L201 145L207 144L208 141L214 140L215 138L221 135H231L235 136V132L232 131L231 128L224 126L220 129H217L212 126V120H208L207 127L197 126L196 130H184L176 133ZM172 137L168 136V143H171ZM27 147V145H25ZM40 171H44L43 168H38ZM50 171H56L55 168L48 169ZM88 171L87 168L84 169ZM121 174L127 179L131 180L132 177L129 175L128 171L123 167L120 168ZM167 180V174L162 172L160 176V189H161V204L162 211L164 214V219L161 224V235L158 241H154L152 243H147L141 246L139 251L135 253L134 259L131 260V264H138L141 259V254L145 252L147 249L152 247L153 243L160 244L162 242H167L169 244L172 243L171 238L167 235L164 229L171 223L169 219V203H168V195L165 181ZM119 182V181H117ZM95 183V181H93ZM173 192H179L183 194H187L188 196H196L198 194V190L194 189L190 186H181L172 189ZM205 195H211V193H204ZM171 207H176V201L173 200L171 202ZM92 219L91 223L96 225L97 228H101L105 224H109V218L103 216L96 209H90ZM104 247L109 249L113 254H119L116 247H114L111 243L108 242L107 236H103ZM120 249L124 247V236L120 235V239L118 241Z\"/></svg>",
	"mask_w": 264,
	"mask_h": 264
}]
</instances>
